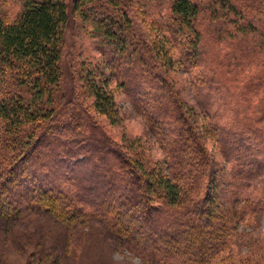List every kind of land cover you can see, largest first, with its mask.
I'll use <instances>...</instances> for the list:
<instances>
[{
	"label": "trees",
	"instance_id": "trees-1",
	"mask_svg": "<svg viewBox=\"0 0 264 264\" xmlns=\"http://www.w3.org/2000/svg\"><path fill=\"white\" fill-rule=\"evenodd\" d=\"M13 1L0 0V218L44 212L71 227L97 217L150 263L233 264L223 250L236 216L264 206V197L240 195L264 166V99L248 97V83L239 80L234 102L223 101L236 111L217 107L218 87L229 96L230 85H215L198 60L205 26L199 16L208 9L220 18L222 10L168 0L167 19H140L144 13L130 16L124 0H19L18 9ZM221 4L237 14L229 0ZM255 5L264 10V0ZM77 16L94 27L100 57L77 70L78 84L70 85L77 103L70 106L62 54L66 27ZM180 73L184 84L174 77ZM119 97L149 129L159 125L152 132L156 157L136 138L120 144L90 116L121 123ZM199 116L205 125L196 129Z\"/></svg>",
	"mask_w": 264,
	"mask_h": 264
},
{
	"label": "rangeland",
	"instance_id": "rangeland-1",
	"mask_svg": "<svg viewBox=\"0 0 264 264\" xmlns=\"http://www.w3.org/2000/svg\"><path fill=\"white\" fill-rule=\"evenodd\" d=\"M124 1L127 3L130 16L139 12L140 15L137 16L144 13L140 19H143L142 17L149 19L150 16L167 19L168 0ZM197 1L214 5L218 10H222L219 12L220 18L214 14L210 16L208 9L199 16V21L205 26L202 28L204 39L200 44L201 55L198 56V60L207 67L206 69L210 72L209 77L215 82V85H230V88L227 89L229 96L225 95L226 97L222 93V89L218 87L217 93L220 99L217 101V107L225 111L232 108L230 104L224 105L223 101L231 99L229 103L234 102L232 99L234 94L231 93L239 91V88L242 87V84L239 88L236 86L238 85L236 82L239 80L248 83L246 91L243 89L248 97L253 98L254 101H256L255 98L264 99V10L257 9L255 2L258 0H229L237 8V14L228 11L224 4L222 8L221 0ZM11 5L14 9H18L19 0H14ZM214 18H217L219 23ZM209 19H213V21L211 20L212 24L209 23ZM209 24L211 26L206 30ZM95 36L94 27L79 16L71 20L66 27L62 60L66 72L69 71L68 68L70 71L69 74L67 72V77L63 78L61 85L65 95L64 103H70V106H72L71 103H77L75 102L76 97L73 95V88L70 86L72 81L73 85L78 84L77 70L89 63L93 57L98 59L100 57ZM216 50H220L219 54ZM229 52L231 57L228 56ZM227 58L228 60H226ZM223 74H226L224 78H222ZM174 77L184 84L185 74L180 73L179 76ZM251 84L256 86L257 90H251ZM111 86L113 89L117 87L114 83ZM188 89V95L191 98L194 97L195 89L191 87L190 83ZM205 90L207 91L206 85L202 88L198 87L201 96ZM231 90L232 92H230ZM182 96H185L184 91H182ZM83 99L86 103L90 101L87 94L83 96ZM192 102L195 103L194 99ZM136 104V107L144 108L138 101ZM117 105L120 108L121 123L117 121L111 124L106 116L88 110L92 119L101 125L102 130L114 140L121 144L127 142L129 138H136L141 143L145 142L144 146L156 157V152L159 149L155 145L152 132L157 131L159 125L155 124L154 128L149 129L144 118L136 112V108L129 101H125L123 97L120 98ZM213 107H216L215 104ZM145 109L147 111L151 108L145 106ZM232 111H236L235 106ZM227 117H222L220 120L223 121ZM84 121L82 116L78 119V122L86 127ZM199 121L205 125L201 116L195 117L192 122L196 129L200 127ZM58 122L59 124L63 123ZM211 137L208 133V140H211V144H208L210 147L214 143ZM148 144H153V146ZM262 163L264 164V161L260 163L261 166ZM14 188L12 187L8 193L14 194L16 191ZM2 190L1 192L4 193L5 190ZM249 192L257 198L264 197V166L260 174L254 176L251 184H248L240 195L245 196ZM245 203L249 207L254 205L251 200ZM245 203L244 201L237 202L239 205L236 208H240L239 212ZM22 204L24 203L17 205L13 202H3L5 208H13ZM241 212L243 213L236 216L232 225L229 245L223 250L226 256L225 260L231 261L233 264H264V206L258 213L249 212L250 215H248L247 210ZM129 236L132 238L131 234ZM144 258L146 257L118 241L107 230L106 224L97 217L87 218L71 227L65 226L44 212L29 211L10 220L0 218V264H153Z\"/></svg>",
	"mask_w": 264,
	"mask_h": 264
}]
</instances>
